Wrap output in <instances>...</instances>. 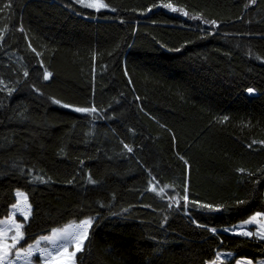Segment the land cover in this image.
Masks as SVG:
<instances>
[{"label":"trees","instance_id":"trees-1","mask_svg":"<svg viewBox=\"0 0 264 264\" xmlns=\"http://www.w3.org/2000/svg\"><path fill=\"white\" fill-rule=\"evenodd\" d=\"M103 2L0 0V219L21 188L24 243L92 217L77 264L263 257L224 227L264 211V0Z\"/></svg>","mask_w":264,"mask_h":264},{"label":"rangeland","instance_id":"rangeland-1","mask_svg":"<svg viewBox=\"0 0 264 264\" xmlns=\"http://www.w3.org/2000/svg\"><path fill=\"white\" fill-rule=\"evenodd\" d=\"M166 5H171V7H166ZM164 6L166 9L179 16H190V13L179 5L167 3ZM173 8L176 10L173 11ZM185 13H187V15H185ZM17 193H22L23 196L18 197ZM15 196L16 200L10 206V213L0 219V221L6 222V224H0V228L7 229V231L0 236V242L5 245H12V237L16 236L19 239V243L16 244L15 248L9 250V255L5 257L2 264H77L76 254L82 249L85 243L92 223V217L86 215L81 218L71 219L61 225L53 227L49 232L39 234L32 241L24 243L23 227H18V225H23V220H26L30 216L31 204L27 193L23 189L16 188ZM24 197L27 198L26 201ZM14 205H16L15 208L13 207ZM258 213L260 214L259 216H257ZM253 216L257 217L256 222L246 224L245 222L250 220ZM85 220H90L91 223L84 225L83 227H78L81 225V222ZM65 229H67V231H64ZM53 230L58 231L54 234ZM224 230L242 234L253 231L254 235L261 238V235H264V211L256 210L238 222L225 226ZM21 234L22 239H20ZM42 237H49L51 239L45 241L41 239ZM66 239L72 240V243L67 248L62 249L51 256L41 254V249H53L56 245L64 243ZM37 241H40L38 247ZM30 245L32 247L29 250ZM17 253H19L18 256ZM72 253H75V255H71ZM249 262H251V264H264V256L254 259L247 256L237 255L234 251L225 249L218 251L215 258L207 264H249Z\"/></svg>","mask_w":264,"mask_h":264},{"label":"snow or ice","instance_id":"snow-or-ice-1","mask_svg":"<svg viewBox=\"0 0 264 264\" xmlns=\"http://www.w3.org/2000/svg\"><path fill=\"white\" fill-rule=\"evenodd\" d=\"M79 3H81L83 6L86 7H90V8H97V10H99V8L102 7H107L106 4L103 3V0H78ZM254 2V0H253ZM166 7H171V5H166ZM176 9L173 8V11H175ZM185 15H187V13H185ZM193 19H199V17H192ZM211 23L215 24V21H212ZM51 75V73H46L45 74V79H48V77ZM252 90L249 89V92H251ZM57 103H59L57 101ZM65 107H68V105H65ZM78 112H90V111H95V109H87V108H77L75 109ZM155 190V189H153ZM18 197L23 196L22 193H17ZM25 201H26V197H24ZM184 199L187 200V196H184ZM14 208L16 207V205L13 206ZM260 214L258 213L257 216H259ZM257 217L253 216L250 220L246 221V224H251L256 222ZM91 221L90 220H85L81 222V225L78 227H83L84 225H88L90 224ZM0 224H6V222L0 221ZM18 227H23V225H18ZM7 231L6 228H0V236L3 235V233ZM58 230H53V233L55 234ZM64 231H67V229H65ZM244 235H253V233L251 232H245L243 233ZM20 239H22V234L20 235ZM42 240H50L51 238L49 237H42ZM261 239H264V235H261ZM13 240V244L12 245H5L4 243L0 242V264H2V262L4 261L5 257H7L9 255V250L12 248H15L16 244L19 243V239L16 236L12 237ZM40 241H37V247L39 246ZM72 243L71 239H66L64 243L62 244H58L56 245L53 249H48V250H44L41 249V254L42 255H47V256H51L55 253H58L59 251H61L64 248H67L68 246H70V244ZM31 245L29 246V250L31 249ZM19 255V253H17V256ZM71 255H75V253H72ZM249 264H251V262H249Z\"/></svg>","mask_w":264,"mask_h":264},{"label":"water","instance_id":"water-1","mask_svg":"<svg viewBox=\"0 0 264 264\" xmlns=\"http://www.w3.org/2000/svg\"><path fill=\"white\" fill-rule=\"evenodd\" d=\"M240 234H242V233H240ZM244 235V234H243Z\"/></svg>","mask_w":264,"mask_h":264}]
</instances>
